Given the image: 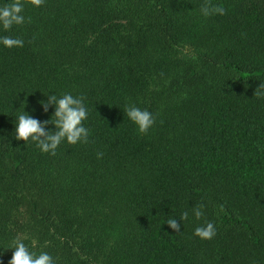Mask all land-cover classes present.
Wrapping results in <instances>:
<instances>
[{
    "label": "trees",
    "instance_id": "16d2710c",
    "mask_svg": "<svg viewBox=\"0 0 264 264\" xmlns=\"http://www.w3.org/2000/svg\"><path fill=\"white\" fill-rule=\"evenodd\" d=\"M203 3L25 0L0 27L24 41L0 44V264L18 238L56 264H264V0ZM65 93L84 97L87 143L15 139L22 111L54 122L39 102ZM129 104L156 117L147 134Z\"/></svg>",
    "mask_w": 264,
    "mask_h": 264
},
{
    "label": "clouds",
    "instance_id": "9594fccd",
    "mask_svg": "<svg viewBox=\"0 0 264 264\" xmlns=\"http://www.w3.org/2000/svg\"><path fill=\"white\" fill-rule=\"evenodd\" d=\"M32 6L41 7L45 0H27ZM25 7V0H11L10 3L0 6V27L5 31H9L12 27L23 25L26 18L23 15ZM201 14L209 17L214 14L224 15L226 9L220 5L212 3V0H204L201 5ZM30 22V18H28ZM0 44L7 48H19L24 46V41L19 37L0 36ZM264 83L256 89L257 96H264ZM40 105L44 111L47 112L49 105L55 106V111L51 117H55L54 122L45 120L40 122L33 118L27 112L22 111L16 121L15 125V139L22 141H34L37 147L43 153L51 155L56 154L58 146L66 141L68 144L75 145L77 143H87L89 139V130L84 126L83 122L88 117V109L84 103V97L73 96L70 93H65L61 97L56 95H49L47 102L40 101ZM125 114L129 120L136 125L140 134H147L153 127L156 117L147 109H141L134 104H129L125 108ZM54 125L56 131H45V125ZM98 158L103 154L98 153ZM223 208V206H221ZM204 205H197L193 209L195 218L200 219L204 216ZM189 213L183 212L181 220H187ZM166 224L174 232L181 231V223H178L176 218H169ZM217 234V229L212 222H205L203 225L197 226L194 230V235L203 240H211ZM11 259L8 264H56L52 255L46 251H41L38 254L31 251L23 242L22 238L14 241Z\"/></svg>",
    "mask_w": 264,
    "mask_h": 264
}]
</instances>
